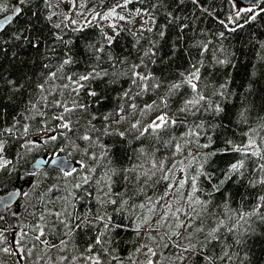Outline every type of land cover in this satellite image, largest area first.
Returning <instances> with one entry per match:
<instances>
[{
    "label": "trees",
    "instance_id": "trees-1",
    "mask_svg": "<svg viewBox=\"0 0 264 264\" xmlns=\"http://www.w3.org/2000/svg\"><path fill=\"white\" fill-rule=\"evenodd\" d=\"M118 1L86 0L83 8L87 12L80 17L77 15L79 1L76 0L77 6L73 9L71 0H64L58 13L46 19L53 9L48 7L45 0H25L22 14L0 33V131L9 127L13 129L11 134L4 132L0 135V141L5 145L0 156L9 161L0 168V194L17 182H29V187L23 192L27 195H22L16 204L18 228L13 235L6 220L0 217V264H95L92 257H98L101 264H148L149 260L153 264H207L203 259L205 255L212 256L214 264H264V202L259 200L264 196V184H253L264 177V171L259 168L264 160L253 156L245 158L231 148L221 151L226 147V140L236 147L247 144L246 133H250L251 129L255 130L250 133L252 138L264 152V143H261V137H264V12L260 11L264 8V0L256 7L255 19L247 23L245 18L252 14L246 13L233 23L228 21L230 15L234 16L230 0H198L196 4L192 0H130L124 7L129 11L144 10L152 16L151 25L133 29L117 24L111 35L114 40L109 44L105 38L109 35L99 22L100 16ZM49 3L53 6L52 0ZM15 4H19V0H0V8H3L0 17L10 12ZM64 9H67L66 13ZM89 9L92 11L89 12ZM96 13L100 14L96 20L83 27L82 31H74L81 28L86 19L91 21ZM66 16L68 19H65ZM72 20L77 23L73 25ZM220 20L225 21L228 28L219 23ZM149 22L150 18L146 23ZM58 23L59 29L54 27ZM236 23L243 27L229 31ZM181 25L187 27L182 29ZM161 32L164 33L163 37ZM221 32L224 33L223 37L220 36ZM20 33L21 38L15 39ZM57 35L68 43L56 40ZM88 45H94V48ZM204 45H207V51H203ZM101 47L103 51L96 52ZM69 56L73 62L61 69L62 61ZM97 56L100 57L99 61ZM214 57H227L230 62L219 65ZM202 60L203 66L199 63ZM193 63L201 69V87L204 84L209 86L205 95H210L213 86L218 89L220 84L226 85L227 99L219 95L214 97L224 108L222 113L201 111L195 117L185 116L184 113L176 115L184 101L192 95L185 86L168 99L167 109L161 105L160 110L149 114L150 118H144V122L149 123L164 110L177 119L178 123L162 130L159 137L146 135L137 141L131 135L126 140L101 135L99 144L91 149L88 141L78 139L88 134L96 141L98 133L90 132L88 125L93 115L98 119L92 124L101 128L103 117L121 104L135 103L138 108L151 104L165 94L168 85L179 82L182 79L180 73L187 72ZM138 64L141 67L135 71L151 74L153 79L149 84L160 83V88L149 87L147 92L136 95L140 88L132 85L129 70ZM45 65L50 67L45 68ZM93 68L106 70L108 75L87 82L88 87L80 91L79 102L87 104L88 111L71 114L74 123L68 137L80 150L69 155L72 148L59 151L68 144V139L53 131L59 121L52 117L62 109L53 106L52 102L66 100L71 106L72 96L63 89V85L68 83L67 77L77 78ZM58 69L57 77L49 79L48 74ZM37 84H44L45 91L37 90ZM88 91H95L97 96H88ZM125 91H130V98L123 97ZM61 92L64 94L61 95ZM33 103L37 104L36 109L31 108ZM136 118H140L139 112ZM193 121L205 123L199 137L184 135L193 126ZM130 122H134V119ZM26 125L29 126L27 135L23 132ZM127 126L125 123L121 130ZM48 135H58V139L44 144ZM173 138V143H167ZM26 140L37 141L40 147L28 151L21 147ZM188 140L190 143L181 152L175 151V143L183 144ZM100 144L107 146L108 154L97 167L90 156L95 152L100 157L103 151ZM205 144L209 146L202 147ZM140 148H144V155L134 151ZM54 150L57 154H65L70 160L83 159L90 167H96V171L85 169L69 177L56 167H44L34 174L20 175L21 170L37 157H52ZM242 158L245 159L243 176L234 174L219 186L229 166ZM153 162L164 165V169L157 171L153 178L158 182L149 181L144 192L130 201L134 204L145 203V209H137L136 214L129 217L130 210L117 214L114 211L117 205L103 204L109 183L112 195L107 199H118L116 194L131 191L138 183L135 176L150 170ZM138 164L141 167L137 168L136 174L120 172V169H130ZM113 169L116 175L112 176L111 181L102 178L106 171L111 175ZM169 169L171 172L167 171ZM198 171L204 175L197 176ZM165 174L170 176L167 181L162 179ZM125 175H128V180H125ZM85 176L90 177L87 184L83 183ZM193 177H196L197 185L195 195L210 201L212 216L208 228L215 227L219 220L226 222V227H222L218 233L219 240L206 248L199 243L204 240L203 234L194 235L190 241L185 238L192 231L191 228L187 231L180 228V236L171 235L177 222L173 217H169L163 226L157 224L167 210L165 205L171 203L172 211L187 207L184 200L192 190ZM180 180L186 183L174 197L171 193ZM143 181L144 177H141L139 183ZM77 183L82 187L76 188ZM169 184L174 185L172 190L168 189ZM214 186H219V191H214ZM166 191L170 194L156 205L157 210L149 222L152 228L145 224L137 235L134 226L149 214V197L155 203ZM257 204L262 206L257 208ZM65 210L70 215L62 219H66L71 233L63 225L53 223L55 216L46 214L47 211ZM252 212L255 215L246 216V222L237 224L240 214ZM41 215H44V220L40 219ZM97 215L111 216L112 225H121L110 227L105 232L103 245H96L95 238L104 230L107 220L98 222ZM178 216L180 220L185 219L183 213ZM81 218L86 219L87 223L77 229L75 225L81 222ZM170 225L173 227L170 228ZM234 225L235 231L229 233L227 229ZM38 226L43 227L44 235L36 240L35 237L40 235ZM160 237L165 239L161 240ZM236 239L241 242L237 244ZM61 240L65 241L64 245H61ZM189 243L197 245L196 249L184 252ZM53 244L57 247H51ZM165 244L168 246L165 247ZM149 249L156 255L153 256ZM225 252L232 257L231 260L228 257L218 259ZM181 256L184 258L179 259Z\"/></svg>",
    "mask_w": 264,
    "mask_h": 264
},
{
    "label": "snow or ice",
    "instance_id": "snow-or-ice-1",
    "mask_svg": "<svg viewBox=\"0 0 264 264\" xmlns=\"http://www.w3.org/2000/svg\"><path fill=\"white\" fill-rule=\"evenodd\" d=\"M61 3L64 2V0H60ZM130 0H124V4H116L113 8H111L108 12H106L103 16H100L99 13H96L95 15L92 16V20L88 21L86 19L85 24L81 26V28H76L74 31H82L83 27H86L87 24L91 23L92 21L96 20L97 16H100L101 19H107L108 17H116L119 20H125V17L122 15L117 16L116 9L121 8L126 6ZM194 4L198 2V0H192ZM25 0H19V5L14 6L13 12L9 16L3 17L2 20H0V32L4 31L7 26L11 25L13 23V20L15 17H18L22 14L23 12V7ZM45 3L48 5L49 8L52 7V5L49 3V0H45ZM72 7L73 9L76 8V0H71ZM86 0H83V2L80 4V7L83 8L85 6ZM230 3L232 5V8L234 9V16H229L227 19L230 23H233L237 21L238 19L242 18L244 14L249 13L252 15H249L245 18V22L247 23L250 20L255 19V14H256V4L253 0V3L250 5H246L244 3V0H230ZM3 11V8H0V12ZM89 12L92 10L89 9ZM261 12H264V8L260 9ZM83 13H77V15H82ZM141 14L139 10H137V15ZM52 15H56L55 12H52L46 19H51ZM171 15V14H169ZM65 19H68L66 16ZM71 23L75 25L77 23L76 20H72ZM219 23L223 24L225 28H228V24L225 23V21L220 20ZM55 28L59 29L60 24L54 25ZM109 27H116V25L112 24L109 25ZM184 27H187V25H181V28L183 29ZM243 27V25L236 23V26L233 28L228 29L229 31H235L236 28ZM151 31V29H149ZM161 37H163L164 33H160ZM224 33L221 32L220 36L223 37ZM22 36V33L17 34L14 38L15 39H20ZM105 38L108 40L109 44L114 40V37L112 36H105ZM56 40L60 41L61 43L67 44L68 42L63 40V37L61 36H56ZM30 42V41H29ZM35 46V45H34ZM89 48H94V45H88ZM103 48L101 47L100 49H96V52H102ZM151 51V50H149ZM203 51H207V45L203 46ZM221 52L224 51V49H220ZM203 54V52L201 53ZM145 55H148V53H145ZM100 57L97 56V60L99 61ZM215 59V57H214ZM73 62L72 57H68L64 59L61 63V69L65 65H69ZM230 61L227 59H215V63L219 65H226ZM201 66H203L204 61L199 62ZM50 67V65H45V68ZM141 67V65H133L132 69L129 70L130 72V78L132 81V85L140 88V91L136 93V95H140L143 92H147L149 87L153 89H157L161 87L160 83L156 84H149V81L153 79L151 77V74H142L138 71H135V69H138ZM59 69L57 72H51L48 74L49 79L56 78ZM108 72L106 70H101L97 71L96 68H93L91 71L87 72L86 74H80L77 78H74L72 76H68L67 80L68 83H65L63 85V89L69 93V95L72 96V102L71 106L68 105V101L66 100H55L53 103V106L57 108H61L62 111L56 115L53 116L52 119L59 121V123L56 125V128L53 131H57L58 135L64 136L66 139H68V144L65 145L64 148H61L59 151L64 152L68 148H72V152H69V155H72L73 152H78L79 146L75 145L74 142L72 141L71 137H68V133L71 132L72 125L74 123L72 119V115L76 113L77 111L81 113H87L88 111V105L83 104L79 102V97H80V91L83 89H86L88 87L89 81L95 80L97 78L107 76ZM180 76L182 79L179 82H173L170 85H168L167 91L165 94L161 97H159L157 100H154L151 104H145L143 108H138V106L135 103L131 104H121L118 109L114 110L113 112L108 113L103 117V124L101 128H97L94 124H92V121L98 119L97 116L93 115L91 117V120L88 121L89 125V131L98 133L96 141L92 140V136L85 134L82 137H78V139H82L84 141L89 142L90 149L97 144H99V137L101 135L103 136H110V137H120L121 139H128V136L131 135L135 140L139 141L142 137L146 135H153L156 137H159V134L162 130H167L170 126H175L178 121L174 116H170L168 111L161 110L160 114L155 115L154 119H150L149 123L144 122L145 117H149L150 113H154L157 110L161 109V105L163 106V109H167L169 107L168 105V99L173 96L174 94L177 93V91L183 87H188L191 90V97L187 100L184 101L183 106L178 110L177 114L179 113H184L185 116L191 115L195 117L198 113L201 111L205 113H213V114H219L224 111V108L220 106L219 103H217L214 99L217 95L220 97H223L224 99H227L226 96V85L225 84H220L219 88L217 89L215 86H213V90L211 91L210 95H205V93L208 91V85L204 84L203 87H201V69L200 67H197L195 63L191 64L190 69L187 72L180 73ZM11 83V82H10ZM47 83V81H45ZM37 90L40 92L45 91V85L44 84H37L36 85ZM64 93L61 92V95ZM88 96H91L95 98L97 96V93L95 91H88L87 92ZM124 98H130V91H125L123 93ZM43 99H46V97H42ZM47 106V105H46ZM32 109L37 108V104L33 103L31 104ZM126 109H130V111L126 112ZM140 113V118H136V113ZM40 115H43V113H40ZM131 119H134V122H130ZM127 123L128 126L124 128V130H121V127ZM264 127V125H262ZM205 128V123L204 121H200L199 123H195L193 121V126L189 129V131L184 134L189 137L191 136H197L199 137L200 131ZM66 130V131H64ZM13 129L11 127L3 129L0 131V135H3L4 132H7L11 134ZM255 130L250 129V133L254 132ZM23 132L25 135L28 134L29 132V126H24ZM138 133V135H137ZM250 133H246L248 136V142L247 144H244L242 146L236 147L233 146L231 141H225V149H222L221 151H226L228 148H231L232 151L240 153L243 157H248V156H253L257 157L258 159L264 160V152H262L261 148L257 145V141L252 138V135ZM58 135H48L47 138L44 140V144H47L49 142H54L58 139ZM173 140L167 141V143L171 144L174 142ZM183 139V136L181 137ZM131 143V141H129ZM190 143V140L185 141L183 144L182 143H175V151L176 152H181L184 147L187 146V144ZM209 143H211V138L209 137ZM261 143H264V137H261ZM208 144L203 145L202 147H208ZM4 142L0 141V153L4 151ZM22 148H27L28 151H32L33 148H38L40 147V144L37 141H32V140H26L25 144L21 145ZM99 147L103 149V151L100 154V157H97L95 152L91 153L90 160L93 161V163L98 167L100 165V161L103 158H106L108 154V148L106 145L100 144ZM250 150V151H249ZM86 152L88 150H85ZM134 151H139L141 155L145 154L144 148L136 149ZM212 155H215V153H212ZM53 156L54 159L51 161H46L45 163H51L52 165H55L59 167L61 173L64 176H73V174H78L79 171L87 169L89 172H95L96 167H90L89 164L85 163L83 159L76 161L72 160L69 161L67 159L60 158L58 154L53 151ZM195 159V158H194ZM205 161H207V157L205 158ZM9 161L3 159L2 156H0V168L5 167ZM245 166V159H240L236 161L235 163H232L228 170L227 174L225 175L224 180L220 181V185L222 186L226 181L230 180L234 174H239L240 176H243V169ZM141 167V165H135L134 167L130 169H120L121 173H133L136 174L137 168ZM259 168L261 171H264V164H260ZM164 169V165L162 163L157 164L156 162L152 163V168L148 171L141 172L135 176V179L137 180V184L131 191H125L123 193H118L116 194L118 199H107V197H110L112 195L111 192V184L109 183L108 186V191L104 193V196L106 199L103 200V204H111V205H117V207L114 208L115 213L117 214H123L126 209L130 210L129 211V217L131 215L136 214V210L140 209L143 210L146 208L145 203H139V204H134L130 203L137 195L140 193L144 192V188L148 185L149 181L153 182H158L154 181L153 178L156 176L157 171H161ZM181 171H184V169H180ZM149 171L151 172V175H149ZM168 172H171V170H167ZM116 175V170L113 169L111 171V175L106 171L103 174L102 178H106L108 181H111L112 176ZM204 175L202 171L197 172V176ZM141 177H144L143 183H139ZM125 180H128L129 177L128 175L124 176ZM90 177L85 176L83 177V183L87 184L89 181ZM162 179L167 181L170 179V176L165 174L162 176ZM261 183L264 184V177H262L259 181L253 182L255 183ZM97 183H100V181H97ZM186 181L185 180H180L179 184L175 186V191H173L171 194L175 197L176 193L180 192V189H182L185 185ZM192 190L190 193L187 194V199L184 200V203L187 205L186 208H177L175 211L171 210V203L165 205V208L167 209L163 215L161 216L160 220L157 221V224L163 226V224L168 221L169 217L175 218L177 221L174 224V229L175 231L171 232V235L175 236H180V232L178 231L180 228H185L187 229L191 228L192 231L188 232L187 236L185 237L189 241L194 235L197 234H203L204 235V240L200 241L203 245V247H208L209 245L212 244L213 241H218L219 236L218 233L222 227H226V222L225 220H219L216 223L215 227L208 228V221L212 216V213L209 209L210 201H205L200 199L199 196H196L195 193L197 191V185H196V177L192 178ZM219 186H214L213 190L214 191H219ZM76 188L82 187V184L77 183L75 184ZM174 188V185L169 184L168 189L172 190ZM51 191V189H49ZM170 193L169 191H166L163 196H160L155 203H153L152 198L149 197L148 199V204L151 205L150 207H147L148 215H144L142 219L138 223L135 224L134 228L135 231L137 232V235L140 234V229L145 225L149 224L151 221L153 215L156 212V205L160 204L164 200V196H168ZM11 195H15V193H12ZM23 195H27V193H23ZM127 196V199H124V197ZM181 198L183 199V194H181ZM260 201L264 202V196H261L259 198ZM7 206V205H6ZM261 204H257V208L261 207ZM183 213L185 219L180 220L178 214ZM47 215L49 216H55L56 220L53 221L54 224L56 225H63L64 228L68 229L69 233H71V228L69 227V224L67 223L66 219H62V217H66L70 215V213H67L65 210L64 212H52V211H47ZM250 215H255V212L252 213H242L239 215V219L237 220V224L240 223V221H245L246 216ZM41 220H44V215H41L40 217ZM96 220L98 222H104L107 220L106 223H104V230L100 232L99 235L96 236L95 238V244L96 245H103L104 240L103 236L105 235V232L110 228V227H121V225H112V217L108 216H100L97 215ZM87 221L84 218H81V222L77 223L75 227L79 229L82 224H86ZM197 223L199 226H196ZM40 228V235L36 236L35 239L39 240L40 236L44 235V230L43 227L38 226ZM173 226L170 225V228ZM149 228H152V225L149 224ZM236 226L234 225L233 227L228 228V232L232 233L235 231ZM207 229V230H206ZM161 240H164L165 237H160ZM170 239V236H169ZM241 241L239 239H236V243L239 244ZM47 243V242H45ZM61 245L65 244V241L61 240L60 241ZM165 247L168 245L165 244ZM51 247L55 248L57 245H51ZM91 249V245L89 246ZM143 247H147L144 245ZM197 245L189 243L188 247L184 248L183 251L187 252L190 250L196 249ZM5 251H9L8 249H5ZM137 251H140V249H137ZM149 252H152V255L155 256L156 253L152 251V249H149ZM224 257H228L229 260L232 259L231 256H228V254L225 252L223 256H220L218 259H224ZM184 257L181 256L179 259H183ZM95 261V264H101L100 260L98 257H92ZM205 261H207V264H214V258L212 256L205 255L203 257ZM148 264H153V261L149 260Z\"/></svg>",
    "mask_w": 264,
    "mask_h": 264
},
{
    "label": "water",
    "instance_id": "water-1",
    "mask_svg": "<svg viewBox=\"0 0 264 264\" xmlns=\"http://www.w3.org/2000/svg\"><path fill=\"white\" fill-rule=\"evenodd\" d=\"M263 0H254L256 6L260 4ZM246 5L253 3V0H244ZM19 5L15 4L14 6ZM13 6V8H14ZM13 8L10 12L0 17V20L5 16H9L13 12ZM1 33V32H0ZM58 156L63 159L70 160L65 154L58 153ZM54 159V156L48 158L47 156H39L33 160L28 166L21 170L20 175L24 176L25 174H34L37 171L42 170L44 167H59L52 165L51 163H45L46 161H51ZM29 187V182L23 181L21 184L17 182L14 186L10 187L6 192L0 194V217H3L9 229L12 231V235L17 231L18 221L15 217L16 204L20 197L23 195V192ZM15 193V195H11ZM7 205V206H6Z\"/></svg>",
    "mask_w": 264,
    "mask_h": 264
},
{
    "label": "rangeland",
    "instance_id": "rangeland-1",
    "mask_svg": "<svg viewBox=\"0 0 264 264\" xmlns=\"http://www.w3.org/2000/svg\"><path fill=\"white\" fill-rule=\"evenodd\" d=\"M79 1V7H78V13H83L82 15H79L80 17L84 16L86 14V10L84 8L80 7V4L83 2V0H78ZM124 0L118 1L116 4H121ZM52 9L53 12L56 14L58 13L59 7L62 6V3L60 0H52ZM114 4L112 8L116 5ZM141 14L137 15V10L135 11H129L128 8L126 7H121L116 9L117 16L122 15L125 17V20H119L116 17H108L107 19H101L100 18V23L105 27L107 33L109 36L113 34L115 31L116 27H109V25H122V26H127L130 28H139V27H144V26H150L152 22V16L148 13H146L144 10H139ZM64 12H67V9H64ZM95 15V14H94ZM150 18V22L146 23L147 19ZM180 179V177H179Z\"/></svg>",
    "mask_w": 264,
    "mask_h": 264
}]
</instances>
